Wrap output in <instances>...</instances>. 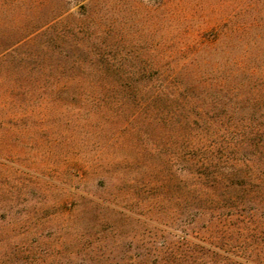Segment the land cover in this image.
Returning a JSON list of instances; mask_svg holds the SVG:
<instances>
[{
  "label": "rangeland",
  "instance_id": "rangeland-1",
  "mask_svg": "<svg viewBox=\"0 0 264 264\" xmlns=\"http://www.w3.org/2000/svg\"><path fill=\"white\" fill-rule=\"evenodd\" d=\"M248 2L49 0L65 15L63 40L48 48L63 57H237L214 28ZM252 50L262 74L264 39ZM225 94L222 111L235 120L204 145L223 147L216 160L239 171L218 186L234 202L210 201L216 168L192 165L193 138L172 114L148 121L117 103H66L61 111L81 117L26 143L48 153L50 170L28 171L18 159L0 170V198L11 197L0 201V264H264V104L242 121L251 115L243 95Z\"/></svg>",
  "mask_w": 264,
  "mask_h": 264
},
{
  "label": "trees",
  "instance_id": "trees-1",
  "mask_svg": "<svg viewBox=\"0 0 264 264\" xmlns=\"http://www.w3.org/2000/svg\"><path fill=\"white\" fill-rule=\"evenodd\" d=\"M48 4L49 0H0V170L17 159L28 171L40 168L44 173L49 169L48 153L39 155L30 151L26 143L34 140L36 131L41 134L50 126L60 127L64 117L65 121H71L81 115L75 111L69 114L66 109L61 111L64 104L117 103L123 111L140 109L148 121L167 120L172 114L180 135L193 138L192 165L196 169L216 168L208 177L210 201L217 203L219 198H225L226 193L218 191L219 184L227 176H239V171L234 166L226 169L224 161L216 160L215 150L223 147L204 143L212 137L224 136L222 125L230 116L235 120L233 115L222 111L227 99L231 101L225 93L230 95L237 90L243 95L240 101L250 110L245 113L251 115L242 116V121L254 120L255 112L264 104V96L261 97L264 73L259 72L252 50L264 39V0H249L242 10L225 17L214 28L215 36H223L228 52L239 51L237 57L215 60L213 57H63L48 47L51 41L64 38L57 25L65 9ZM54 8L59 9L53 12ZM234 111L233 107L231 112ZM136 115H130V120ZM259 116L264 121V115ZM226 196L232 202L236 199L231 193ZM5 199L11 197L1 195L0 201ZM251 230L254 236L262 233L258 228ZM260 254L264 259V252ZM241 264H248V259Z\"/></svg>",
  "mask_w": 264,
  "mask_h": 264
}]
</instances>
